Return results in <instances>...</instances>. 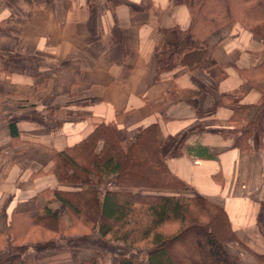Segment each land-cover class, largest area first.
Here are the masks:
<instances>
[{
	"label": "crops",
	"instance_id": "0c3cea01",
	"mask_svg": "<svg viewBox=\"0 0 264 264\" xmlns=\"http://www.w3.org/2000/svg\"><path fill=\"white\" fill-rule=\"evenodd\" d=\"M189 24L187 7L170 0H0V228L13 211L44 206V190L78 188L50 172L55 151L100 123L118 139L154 125L183 192L226 212L239 241L226 251L238 264H259L249 251L264 255V135L241 150L222 132L233 103L254 106L264 95V44L224 23L156 75V47L176 44ZM198 146L211 157L185 153ZM48 206L70 223L59 200Z\"/></svg>",
	"mask_w": 264,
	"mask_h": 264
},
{
	"label": "trees",
	"instance_id": "16d2710c",
	"mask_svg": "<svg viewBox=\"0 0 264 264\" xmlns=\"http://www.w3.org/2000/svg\"><path fill=\"white\" fill-rule=\"evenodd\" d=\"M170 1L187 7L190 24L178 30L176 44L156 47V75L178 65L182 53L200 47L224 23L238 22L264 44V0ZM250 107L255 112L248 120ZM228 125L222 134L234 147L250 149V139L264 135V95L254 106L233 103ZM185 153L211 157L200 146ZM51 162L58 183L78 188H48L46 204L34 214L13 211L0 228V264H103L108 254L117 264H236L225 248L239 242L226 212L183 192L187 186L166 167L154 125L118 139L100 123L74 145L55 151ZM53 200L68 211L69 225L48 206ZM165 224L173 228L163 230ZM30 234L35 238L27 239ZM78 247L93 249L94 255L81 258L74 252ZM139 250L143 258L134 255ZM249 252L264 264V255Z\"/></svg>",
	"mask_w": 264,
	"mask_h": 264
},
{
	"label": "rangeland",
	"instance_id": "374dc122",
	"mask_svg": "<svg viewBox=\"0 0 264 264\" xmlns=\"http://www.w3.org/2000/svg\"><path fill=\"white\" fill-rule=\"evenodd\" d=\"M167 192H172V191H167ZM185 194H187L186 192H184ZM70 224V223H69ZM68 224V225H69ZM173 227L171 226V225H169V224H165L164 226H162V229L163 230H171ZM78 231H80V229H77ZM41 233V235H43L42 234V232H40ZM77 235V234H76ZM43 236H45V235H43ZM93 237H96V235H94ZM35 238V234H30V235H27V239H29V240H32V239H34ZM182 240H183V244L185 245V239L184 238H182ZM188 247V246H187ZM93 250V249H92ZM94 251V250H93ZM135 254L134 255H139V258H143V252H140V250L139 251H137V252H134ZM63 257H64V260H67L68 259V253H62L61 254ZM110 254H108V255H105L103 258H104V263L106 262V259H107V256H109ZM112 255H114V254H112ZM251 256H253L252 254H250ZM115 256V255H114ZM236 258V257H235ZM254 258V257H253ZM255 259V258H254ZM256 260V259H255ZM258 262V261H257ZM103 263V264H104ZM259 264H262V263H260V262H258ZM236 264H238L237 263V259H236ZM240 264H243V263H240ZM245 264H249V263H247V262H245Z\"/></svg>",
	"mask_w": 264,
	"mask_h": 264
}]
</instances>
